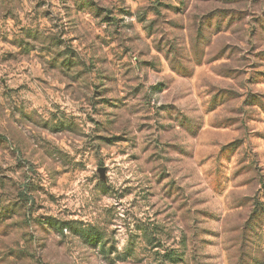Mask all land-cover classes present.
<instances>
[{"label": "rangeland", "instance_id": "obj_1", "mask_svg": "<svg viewBox=\"0 0 264 264\" xmlns=\"http://www.w3.org/2000/svg\"><path fill=\"white\" fill-rule=\"evenodd\" d=\"M0 264H264V0H0Z\"/></svg>", "mask_w": 264, "mask_h": 264}, {"label": "trees", "instance_id": "obj_2", "mask_svg": "<svg viewBox=\"0 0 264 264\" xmlns=\"http://www.w3.org/2000/svg\"><path fill=\"white\" fill-rule=\"evenodd\" d=\"M85 235H86V236H85ZM85 235H84V236H85L84 238H85L86 240H87V239H88V240L90 239V241H92V240H93V242L96 241V238H92L91 235H89V234H85ZM97 242H98V241H97ZM97 242H96V243H97ZM175 259H176V258H175V255H173V256H172V261L175 262V261H176Z\"/></svg>", "mask_w": 264, "mask_h": 264}, {"label": "water", "instance_id": "obj_3", "mask_svg": "<svg viewBox=\"0 0 264 264\" xmlns=\"http://www.w3.org/2000/svg\"><path fill=\"white\" fill-rule=\"evenodd\" d=\"M101 173V172H100Z\"/></svg>", "mask_w": 264, "mask_h": 264}]
</instances>
